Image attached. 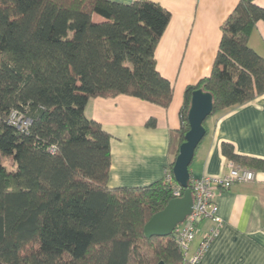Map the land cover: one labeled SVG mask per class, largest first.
<instances>
[{
  "label": "trees",
  "instance_id": "1",
  "mask_svg": "<svg viewBox=\"0 0 264 264\" xmlns=\"http://www.w3.org/2000/svg\"><path fill=\"white\" fill-rule=\"evenodd\" d=\"M169 20L151 0H0V264H194L173 233L143 234L173 198L175 179L108 188L110 134L84 114L89 98L119 94L168 107L173 87L154 49ZM259 20L264 7L237 0L222 22L209 75L184 90L179 145L194 90L212 95L211 113L264 93V57L248 44ZM12 112L28 126L12 125ZM220 152L264 171L263 159L229 142Z\"/></svg>",
  "mask_w": 264,
  "mask_h": 264
},
{
  "label": "crops",
  "instance_id": "2",
  "mask_svg": "<svg viewBox=\"0 0 264 264\" xmlns=\"http://www.w3.org/2000/svg\"><path fill=\"white\" fill-rule=\"evenodd\" d=\"M130 3L134 0H112ZM170 12V20L154 49L156 70L173 87L168 107L119 94L91 97L84 114L110 134L108 188H137L164 177L179 145L180 107L188 85L209 75L220 39V26L237 0H151ZM264 7V0H254ZM93 21L103 19L92 16ZM249 46L264 57V21L256 22ZM152 118L154 126H147ZM205 135L189 165L190 179L223 174L227 159L221 142L237 153L264 160V93L241 105L211 113ZM251 181L235 182L216 193L221 226L197 264H264V171ZM213 223H198L189 248L195 253Z\"/></svg>",
  "mask_w": 264,
  "mask_h": 264
},
{
  "label": "built area",
  "instance_id": "3",
  "mask_svg": "<svg viewBox=\"0 0 264 264\" xmlns=\"http://www.w3.org/2000/svg\"><path fill=\"white\" fill-rule=\"evenodd\" d=\"M9 122L17 128H26L29 124L27 118L12 112L9 116ZM228 170L223 174H204L199 178L190 180V189L193 196V206L189 215L184 221L178 224L173 230L175 242L179 246L183 256L191 263L197 264L204 250L217 236L221 226V219L218 214V204L216 202V193L228 190L235 182L251 181L255 178V172L252 169L244 168L227 161ZM164 180L170 185L174 178L166 169ZM180 187L173 191V198L180 197ZM203 220H209L213 223L212 228L205 233L198 249L195 253L189 255V248L195 238L198 223Z\"/></svg>",
  "mask_w": 264,
  "mask_h": 264
},
{
  "label": "water",
  "instance_id": "4",
  "mask_svg": "<svg viewBox=\"0 0 264 264\" xmlns=\"http://www.w3.org/2000/svg\"><path fill=\"white\" fill-rule=\"evenodd\" d=\"M213 109L212 95L202 89H196L191 94L190 105L187 111L189 129L184 134V140L179 145L178 153L172 165L173 177L183 194L170 199L159 211L155 212L143 226L146 238L157 236L165 237L173 233L175 227L182 223L190 214L193 206L192 191L189 187V165L194 152L205 135L203 122ZM156 264H165L159 261Z\"/></svg>",
  "mask_w": 264,
  "mask_h": 264
},
{
  "label": "rangeland",
  "instance_id": "5",
  "mask_svg": "<svg viewBox=\"0 0 264 264\" xmlns=\"http://www.w3.org/2000/svg\"><path fill=\"white\" fill-rule=\"evenodd\" d=\"M173 160V159H172ZM1 161H2V163L8 168V169H13V167H12V164H11V160L10 159H7V158H5V157H2L1 158Z\"/></svg>",
  "mask_w": 264,
  "mask_h": 264
}]
</instances>
